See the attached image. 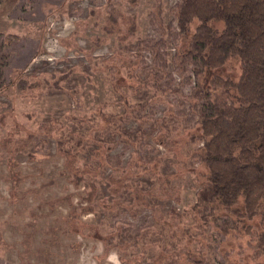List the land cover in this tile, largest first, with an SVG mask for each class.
Segmentation results:
<instances>
[{
	"label": "rangeland",
	"instance_id": "obj_1",
	"mask_svg": "<svg viewBox=\"0 0 264 264\" xmlns=\"http://www.w3.org/2000/svg\"><path fill=\"white\" fill-rule=\"evenodd\" d=\"M179 2L0 0V264H247L255 259V245L247 238H256L257 217L248 219L250 230H241L231 217L204 222L184 213L200 187L191 170L198 165L190 158L196 145L179 135L198 118L186 98L198 70L190 65L182 75L173 61L181 41L174 15ZM240 70L237 61L223 68L235 76ZM149 72L157 79L148 81ZM137 78L146 86L133 91L126 85L135 86ZM114 83L130 104L148 103L142 113L178 124L175 148L156 144L149 123L140 149L146 162L162 155L156 173L153 165L134 169L130 189L112 191L108 176L119 174L133 148L107 134L116 143L106 153L107 164L77 186L57 151L56 136L30 134L52 121L87 133L88 124L79 127L68 116L89 117L100 107L122 112L124 97ZM175 113L178 120L171 118ZM125 126L135 131L138 124L130 119ZM95 147V141H86L78 163L97 167L99 159L91 158ZM159 177L165 184L154 186ZM91 180L98 191L89 203L84 195ZM136 184L152 190L155 200L137 203ZM118 232L127 241H119Z\"/></svg>",
	"mask_w": 264,
	"mask_h": 264
},
{
	"label": "trees",
	"instance_id": "obj_2",
	"mask_svg": "<svg viewBox=\"0 0 264 264\" xmlns=\"http://www.w3.org/2000/svg\"><path fill=\"white\" fill-rule=\"evenodd\" d=\"M174 15L181 38L173 58L176 70L182 75L190 65L198 70L193 93L186 96L198 118L194 126L185 127L186 131L179 135L186 134V141L196 145L190 150V158L198 165L191 170L196 173L200 187L195 203L184 213L192 212L204 222L231 217L241 230H250L248 219L257 217L260 224L253 226L256 238H247V244L255 245L252 249L255 259L247 264H264V0H180L174 7ZM111 17L116 19L114 14ZM135 28L132 23L128 31L133 33ZM154 54L159 55L156 47ZM233 61L240 65L238 76L223 71ZM151 79H157L153 72L148 74V81ZM173 79L170 74V81ZM137 81L135 86L131 83L126 86L133 87V91L146 86L139 78ZM114 87L124 97L122 112H109L100 107L89 117L68 116L79 127L88 124L87 133L71 130L59 121L39 124L36 131L30 132V136L38 131L49 137L56 136L57 151L64 157L71 181L77 186L88 173L95 175L98 167L107 164L106 153L116 146L105 137L107 134L133 148L130 160L119 168V174L113 171L108 176L112 191L130 189L129 176L134 169L150 170L153 165L156 173L162 155L146 162L140 149L149 123L150 131L156 133V144L175 148L173 133H179L178 124L142 113L148 103L130 104L121 86L114 83ZM156 88L166 91L161 84H156ZM172 108L169 105L168 109ZM171 118L178 120L180 115L175 113ZM130 119L138 124L135 131L125 126ZM96 132L98 135H93ZM89 140L97 143L91 155L99 159L97 167L93 163H78L83 145ZM164 184L159 177L154 186ZM97 191V183L91 180L85 199L90 203ZM133 194L139 204H149V198L155 200L152 190L144 191L139 184L134 186ZM111 234L109 238L113 237ZM117 236L119 241H127L120 232ZM194 256L196 261H203L200 254Z\"/></svg>",
	"mask_w": 264,
	"mask_h": 264
}]
</instances>
